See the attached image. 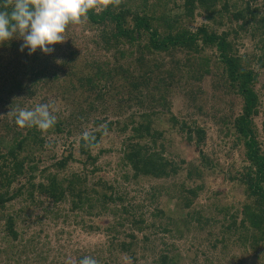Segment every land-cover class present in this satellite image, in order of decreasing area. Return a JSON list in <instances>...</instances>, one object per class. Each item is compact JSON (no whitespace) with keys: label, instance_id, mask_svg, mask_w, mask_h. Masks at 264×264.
I'll list each match as a JSON object with an SVG mask.
<instances>
[{"label":"trees","instance_id":"obj_1","mask_svg":"<svg viewBox=\"0 0 264 264\" xmlns=\"http://www.w3.org/2000/svg\"><path fill=\"white\" fill-rule=\"evenodd\" d=\"M101 1L102 5L90 11L83 21L92 31H97L92 44L97 50L101 49L112 55L116 59L113 64L91 55L88 48L83 52L77 41L56 44L55 51L49 55L40 50L33 55H28L27 50L21 54L19 51L23 41L17 37V40L0 45V49L7 55L5 61L13 63V56L26 61L25 67L24 61L21 62L23 69L18 70L21 72H8V78L13 81V89L22 90L24 87L33 96L47 87L64 89L66 95L82 93L94 96L91 107L87 109L88 113L97 111L99 107L96 105L107 102L105 99L113 95L115 90L123 89L125 86L118 85L122 81L128 86L123 93L127 96L124 101L141 108L139 118L130 116L123 121H108L106 118L95 121L94 125L98 130L88 134V141L82 136L78 143V154L84 158L83 161L80 160L84 166L82 172L67 171L69 165L76 161L75 148L64 150L62 158L54 155L53 159H57L55 164L41 167L43 161L38 153L44 152L47 146L45 134L62 135L69 130V124L66 118L62 119L60 112L54 113L57 123L47 132L34 127H26L24 132L21 128H16L15 123H4L2 128L5 131L0 135V211L3 215L0 223H5L4 232L14 240L19 238L17 219L14 215L4 216L3 213L7 204L23 196L31 201L39 196L42 198L40 200L44 199L53 205L68 203L71 211L85 212L90 217L104 216L110 211V207L120 205L117 212L120 211L121 214L118 213L116 222L108 229L112 232L129 223L131 227L138 229L139 223L143 225L144 221H137L135 213L131 214L122 205V199L114 197L113 187L107 186L104 181L98 184L101 189L96 188L97 185L88 187L89 175L97 176L100 173L97 164L100 155L106 152L100 149L95 155L94 151L101 147L105 135L114 128L125 133L129 131V136L124 140L121 163L130 168L132 179L159 181L177 176L182 169L177 162L165 156V132L158 128L159 117L170 113L168 98L174 89H189L196 96L194 85L203 82L209 75L213 76V71H221L220 75L228 92L239 96L243 102L242 112L233 123L225 118L222 121L227 127L232 123L234 133L245 149L247 162V167L239 178L247 201L238 214L233 215L235 221L231 228L236 229L240 219L238 227L251 229L252 232L248 233L256 244L259 237L264 240V152L259 140L260 130L255 123L263 105L262 94L257 90L259 72L264 71V17L260 14V7L251 2L237 5L232 0H183V5L179 8L177 0ZM5 2L6 0H0V8ZM170 4L172 8L169 7ZM177 8L182 11H177ZM198 16L204 17L207 24H202L193 31L190 25ZM227 24L239 26L219 34V29ZM249 31L252 32L250 39L256 41L260 38L261 43L260 54L253 53L251 57L240 54L234 39L240 37V33L248 34ZM208 51H214V54L210 56ZM175 53L186 54L184 62L175 63L178 72L163 71L155 57ZM248 57L255 61L257 68L248 62ZM125 60H131L130 64H122ZM165 73L171 82L165 80ZM182 79L186 81L182 82ZM55 106L56 104L52 108ZM78 107L81 106L78 104ZM85 114L86 111H83L77 115L80 118ZM72 117L73 115L70 118ZM170 120L181 135L187 134V142L194 143L195 149H199L205 142L206 130L196 122L191 123L194 125L192 126L172 114ZM262 130L264 132V122ZM230 132L229 130L228 133ZM67 133L72 135V131ZM89 166L92 167L91 170H88ZM202 174L200 168L192 166L188 177L191 180L195 175L198 178ZM20 178L25 179V182L14 188ZM188 193L194 199L197 197L196 190L190 189ZM192 204L193 200L185 197L184 207L190 208ZM162 213L159 211L155 217H160ZM118 234H121L120 231ZM129 235L132 241H136L134 234ZM118 245L124 255L129 256L130 251H133V242L123 240ZM170 261H173L170 256L161 257L162 264Z\"/></svg>","mask_w":264,"mask_h":264},{"label":"rangeland","instance_id":"obj_2","mask_svg":"<svg viewBox=\"0 0 264 264\" xmlns=\"http://www.w3.org/2000/svg\"><path fill=\"white\" fill-rule=\"evenodd\" d=\"M232 2L237 5L251 2L260 7V14L264 17V0ZM97 4L100 7L102 1L97 0ZM182 5L183 0H177L178 8ZM169 7L172 8V5ZM202 24H207V21L198 16L190 28L196 31ZM238 26L227 24L217 31L221 34L224 30L232 31L231 28L234 30ZM247 33L242 32L240 37L234 38L240 54L250 57L253 53L260 54V38L251 40L252 32ZM96 34V30L92 31L82 21L79 25L68 27L62 43L77 41L83 52L88 48L91 55L113 64L116 59L112 55L101 49L97 50L92 44ZM19 53L24 54L25 51ZM207 53L211 56L214 51ZM6 56L4 50L0 49V135L4 134V123H15L12 113L18 108L34 109L42 102L52 106L56 104L54 113L60 112L62 119L66 118L69 124L68 131H72V135L68 131L62 135L45 134L47 146L44 152L38 153L43 161L42 168L56 163L54 155L62 158L64 150L75 148L76 161L69 165L67 171L82 172L84 158L78 154V143L85 134L98 130L94 125L95 121L105 118L108 121H123L130 116L139 118L141 108L124 101L127 96L123 93L128 86L122 81L118 85L125 87L115 90L113 95L105 99L107 102L96 105L99 108L92 113H88L87 109L91 107L94 96L82 93L73 95L72 92L66 95L64 89L52 87L37 91L35 96L29 94L24 87L22 90L13 89V81L8 78V72H21L18 70L23 69L21 62L24 60L13 56V63H10L5 61ZM250 57L247 58L248 62L257 68ZM184 59L185 53L155 57L163 71L175 73L178 72L175 63L184 62ZM130 62L131 60H125L122 64L129 65ZM25 63L26 61L23 66ZM213 72V76L209 75L203 82L194 85L196 96L189 89H174L168 98L170 113L159 117L158 128L165 132V156L177 162L182 169L177 176L159 181L132 179L130 168L121 163L124 140L129 136V131L125 133L114 128L105 135L101 147L94 151L95 155L100 149L106 152L100 155L97 164L100 173L97 176L89 175L88 187L97 185L96 188L101 189L98 185L100 181L113 187L114 197L121 198L122 205L131 214L135 213L137 221H144L143 225L139 223L136 229L129 223L111 232L108 228L116 222L120 212H117V208H121L120 205L110 207V211L104 216L90 217L85 212L71 211L68 203L53 205L44 199L40 200L42 198L39 196H36L35 201L23 196L7 204L4 210V216L14 215L17 219L19 238L14 240L8 236L4 232L5 223H0V264H78L79 259L84 256L94 257L98 264H162L161 257L164 255L173 259L168 264H264V240L259 237L257 245L248 233L252 232L251 229L238 227L240 219L237 228H231L235 221L233 215L236 216L247 201L245 190L239 182L241 172L247 167L245 149L232 128L233 120L242 112L243 102L239 96L228 92L221 78V71ZM259 74L257 90L262 94L263 105L255 123L260 130L259 140L264 152V71ZM163 77L171 82L166 73ZM159 97L158 95V100ZM159 109L162 110V107ZM83 111L89 117L85 114L78 118L77 114ZM171 114L189 124L196 122L206 130V140L199 149H195L194 143L187 142V134L181 135L179 129L174 127L170 120ZM224 118L232 121L228 127L222 121ZM193 124L191 125L194 126ZM20 130L25 132L26 128ZM192 166L200 168L203 174L198 178L195 175L190 180L188 174ZM91 169L89 166L88 170ZM24 182L25 179L20 178L14 188L20 187ZM190 189L197 191L195 199L188 193ZM185 197L193 200L192 207H184ZM159 211L163 213L157 218L155 215ZM2 218L0 211V219ZM131 233L135 235L136 241H132L129 235ZM123 240L134 243L129 256L120 252L118 244Z\"/></svg>","mask_w":264,"mask_h":264},{"label":"clouds","instance_id":"obj_3","mask_svg":"<svg viewBox=\"0 0 264 264\" xmlns=\"http://www.w3.org/2000/svg\"><path fill=\"white\" fill-rule=\"evenodd\" d=\"M107 2V0H106ZM97 0H6L0 8V45L12 40H22L20 51L33 55L39 49L52 54L53 45L65 41L70 25H79L90 11L97 7ZM19 128H36L47 132L54 128L57 117L52 105L41 103L34 109L18 108L12 113ZM88 141V134L84 135ZM78 264H98L91 256L79 259Z\"/></svg>","mask_w":264,"mask_h":264}]
</instances>
